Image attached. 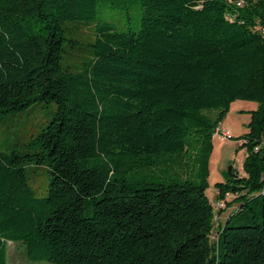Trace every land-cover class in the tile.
Masks as SVG:
<instances>
[{
	"label": "trees",
	"instance_id": "1",
	"mask_svg": "<svg viewBox=\"0 0 264 264\" xmlns=\"http://www.w3.org/2000/svg\"><path fill=\"white\" fill-rule=\"evenodd\" d=\"M242 1L0 0V116L56 106L0 149V264L11 241L50 264H264V0ZM237 99L258 108L214 236L209 157Z\"/></svg>",
	"mask_w": 264,
	"mask_h": 264
},
{
	"label": "rangeland",
	"instance_id": "2",
	"mask_svg": "<svg viewBox=\"0 0 264 264\" xmlns=\"http://www.w3.org/2000/svg\"><path fill=\"white\" fill-rule=\"evenodd\" d=\"M55 104L39 103L33 108L20 112H12L0 116V149H14L18 145L26 144L32 136L38 134L51 117ZM258 108V103L247 100H234L229 105V111L222 121V125L230 130L231 139L226 142L219 138L213 139V148L209 157V175L207 178L206 194L212 204L217 203L218 184L225 183L230 166L238 173L243 169L247 150L241 147L242 139L239 138L248 132L247 123L251 112ZM220 137V132L214 134ZM240 143V144H239ZM42 171V170H40ZM42 178L46 181L44 194L46 193L48 173L42 171ZM239 174V173H238ZM235 196L229 194L224 201L225 211L218 214V220L214 229V236L218 234V228L224 224L233 210L238 208L233 202ZM216 206V205H215ZM8 264H50L47 261H32L25 254V248L21 241H11L8 244Z\"/></svg>",
	"mask_w": 264,
	"mask_h": 264
},
{
	"label": "built area",
	"instance_id": "3",
	"mask_svg": "<svg viewBox=\"0 0 264 264\" xmlns=\"http://www.w3.org/2000/svg\"><path fill=\"white\" fill-rule=\"evenodd\" d=\"M229 3L234 5L236 8H242L245 4V1L242 0H229ZM226 18L232 20L234 17L232 15H226ZM262 31L264 32V28L262 29ZM220 138L223 140H227L232 138V136L230 135V133L228 131L222 130L220 132ZM229 195V194H228ZM216 209L219 210L221 208H223L224 205V201H218L216 204Z\"/></svg>",
	"mask_w": 264,
	"mask_h": 264
},
{
	"label": "crops",
	"instance_id": "4",
	"mask_svg": "<svg viewBox=\"0 0 264 264\" xmlns=\"http://www.w3.org/2000/svg\"><path fill=\"white\" fill-rule=\"evenodd\" d=\"M248 124V123H247ZM220 127H221V129L222 130H225V131H228L229 133H230V130L229 129H227L226 127H224L222 124H220ZM231 134V133H230ZM214 138H219L221 141H223V142H226L227 140H223V139H221L219 136H214L213 137V139ZM240 144V143H239ZM238 173H239V175L240 176H244V171H243V169H241V171H238Z\"/></svg>",
	"mask_w": 264,
	"mask_h": 264
},
{
	"label": "water",
	"instance_id": "5",
	"mask_svg": "<svg viewBox=\"0 0 264 264\" xmlns=\"http://www.w3.org/2000/svg\"><path fill=\"white\" fill-rule=\"evenodd\" d=\"M228 173H229V175L232 176V177H234V176L236 175V174L233 172V168H232V166L229 167V169H228Z\"/></svg>",
	"mask_w": 264,
	"mask_h": 264
},
{
	"label": "bare ground",
	"instance_id": "6",
	"mask_svg": "<svg viewBox=\"0 0 264 264\" xmlns=\"http://www.w3.org/2000/svg\"><path fill=\"white\" fill-rule=\"evenodd\" d=\"M221 132V128H217L216 131H215V134Z\"/></svg>",
	"mask_w": 264,
	"mask_h": 264
}]
</instances>
